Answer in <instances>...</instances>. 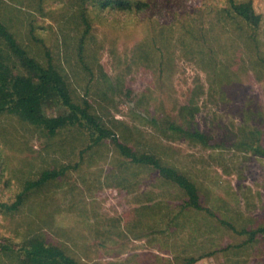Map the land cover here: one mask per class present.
<instances>
[{
	"label": "rangeland",
	"instance_id": "374dc122",
	"mask_svg": "<svg viewBox=\"0 0 264 264\" xmlns=\"http://www.w3.org/2000/svg\"><path fill=\"white\" fill-rule=\"evenodd\" d=\"M119 1L0 0L19 45L115 133L95 144L85 127L51 136L0 115V264H25L36 241L79 264H264V238L250 234L264 226V0ZM231 1L252 2L260 28L230 14ZM0 55L24 72L1 37ZM62 170L18 210L2 206ZM175 171L204 210L187 206Z\"/></svg>",
	"mask_w": 264,
	"mask_h": 264
},
{
	"label": "trees",
	"instance_id": "16d2710c",
	"mask_svg": "<svg viewBox=\"0 0 264 264\" xmlns=\"http://www.w3.org/2000/svg\"><path fill=\"white\" fill-rule=\"evenodd\" d=\"M119 2L117 7H123L125 2L123 0ZM228 12L247 26L253 29L260 28L262 17L256 13L252 2L231 1ZM0 37L24 70L23 73H15L0 55V115L17 117L30 125L43 128L51 136L67 127H85L92 132L95 144L115 137V133L103 126L98 118L90 112L88 106L85 107L75 102L61 71L52 63L44 66L31 57L2 22H0ZM50 106L62 107L66 112L63 115L50 116L45 111L46 107ZM196 136L203 137L199 134ZM118 149L121 156L136 164L145 165L155 170L167 169V166H164L160 161L146 156L139 157L131 147L119 144ZM65 172L66 170L44 172L38 182L27 183L15 204L2 206L7 211L18 210L23 204L27 192ZM172 184L183 192L187 199V206L196 210H204L200 190L193 180L184 173L175 171ZM250 234L253 237L262 235L264 238V226ZM24 260L25 264H79L61 249L39 241L31 243L24 249ZM195 262L196 260L192 259L185 264Z\"/></svg>",
	"mask_w": 264,
	"mask_h": 264
}]
</instances>
